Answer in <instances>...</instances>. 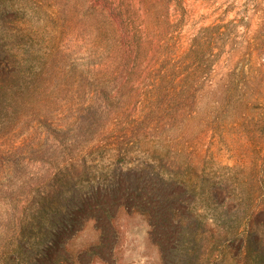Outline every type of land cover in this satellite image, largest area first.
Listing matches in <instances>:
<instances>
[{
	"label": "rangeland",
	"instance_id": "obj_1",
	"mask_svg": "<svg viewBox=\"0 0 264 264\" xmlns=\"http://www.w3.org/2000/svg\"><path fill=\"white\" fill-rule=\"evenodd\" d=\"M133 1L140 8L137 23L150 29L153 48L145 64L161 69L166 77L162 91H171L160 97V105L157 100L126 105L123 125L133 119L138 124L123 140L121 158L109 141L107 146L80 141L74 151H64L61 142L46 137L48 155L40 159L32 150L37 131L23 139L32 118L3 139L0 179L10 192L0 198V229L5 228L0 244L5 250L10 242L34 237L36 227L26 230L24 238L14 233L20 211L42 191L51 190L45 200L50 204H45L55 229L74 216L73 227L59 239L51 238V259L39 255L38 244L26 264H163V241L174 237L183 218L193 224L187 263L193 262L200 249L198 218H211L215 206L228 211L225 188L227 195L239 189L248 195L257 189L252 179L264 177V0ZM88 2L0 0V6L18 10V18L26 10L39 33V46H65L67 57L75 60L76 75L90 78L99 72L93 65L111 52H101L109 35ZM195 43L198 52L192 51ZM159 44L168 56L156 52ZM176 74L184 80L175 87L171 80ZM85 83L88 89L89 80ZM122 106L108 105L112 113L107 116ZM50 108L53 114L61 105ZM66 114L65 119H73L71 111ZM138 195L160 196L164 210L134 202ZM230 205L235 212L229 216L241 215L239 200ZM248 226L264 245V210L252 215ZM227 244L231 254L207 264H241L235 254L238 244Z\"/></svg>",
	"mask_w": 264,
	"mask_h": 264
},
{
	"label": "trees",
	"instance_id": "obj_2",
	"mask_svg": "<svg viewBox=\"0 0 264 264\" xmlns=\"http://www.w3.org/2000/svg\"><path fill=\"white\" fill-rule=\"evenodd\" d=\"M116 1L88 2V8L104 19L105 31L109 35L100 46L101 52H111L110 56L93 65L98 67L99 72L93 73L90 78L82 72L76 75L75 60L67 57L65 46L58 45L55 49L52 46L44 49L39 46V33L26 10L18 18V10L0 6V150L3 139L15 133L21 123L29 122L28 119L32 118L34 122L26 129L27 134L23 139L25 141L32 132L37 131V144L32 146V150L41 156L40 159L48 155L46 137L61 142L64 151H74L76 143L80 141H92L96 146L100 142L107 146L109 141L119 158L125 154L123 140L135 132L138 124L133 119V122L123 125V115L128 110L126 105H148L154 100L160 105V97L169 95L171 90L162 91L166 77L161 69L145 64L153 47L148 41L150 29L137 23L140 8L133 0ZM198 46L195 43L192 51L198 52ZM163 49L166 55L162 54ZM156 52L162 56L169 55L163 44L158 45ZM177 78L176 74L171 80L175 87L184 80V77ZM87 79L90 83L88 89L85 83ZM81 87L84 88L82 92ZM55 104L61 105V108L52 114L50 105ZM112 104L123 106L108 117L109 112L112 113L108 105ZM69 111L73 118L70 121L65 119ZM105 117L106 120L101 123ZM133 123L136 124L130 125ZM72 164L66 165L67 169H71ZM261 176L251 181L260 191L255 189L247 195L246 191L239 189L227 195L230 192L225 188L228 211L222 212L215 206V215L211 218L203 214L198 218L196 231L200 249L195 260L192 262L190 259L189 263L187 246L191 241L193 224L183 218L174 237L171 235L167 241H163V264H207L225 259L231 254L228 242L238 244L239 251L235 254L241 256V264H263L264 245L248 226L249 218L264 210V177ZM8 189L1 181V201L8 198ZM50 192L48 189L40 192L43 195H39L28 209L20 211L14 234L17 232L18 238H24L26 230L36 227L35 235L33 238L28 236L26 240L10 242L7 250L5 245L0 244V264H26L33 258L31 254L37 250L38 244L42 247L39 255L51 259L50 246L54 244L51 238L59 239L75 222L74 216L68 215L62 219V227L55 229L54 218L45 204L49 203L45 200L49 199ZM235 199L243 206L241 215L237 217L229 216L230 212H235L230 205ZM133 201L144 202L155 211L164 210L160 196L151 199L138 195ZM153 222L158 223L156 219ZM1 230L5 231L4 226L0 229L2 233Z\"/></svg>",
	"mask_w": 264,
	"mask_h": 264
}]
</instances>
